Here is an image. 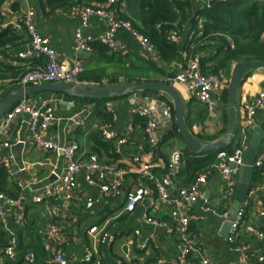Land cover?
Listing matches in <instances>:
<instances>
[{
	"label": "built area",
	"instance_id": "obj_1",
	"mask_svg": "<svg viewBox=\"0 0 264 264\" xmlns=\"http://www.w3.org/2000/svg\"><path fill=\"white\" fill-rule=\"evenodd\" d=\"M27 2V0H22ZM198 12L212 10L217 2H228L231 0H195ZM126 0H108L103 4H79L71 8V12L80 16L82 28L88 26L89 21L96 17L107 21L108 31L100 37L85 36L81 31L74 35V46L76 51L93 52V44L100 43L109 47L112 51H118L121 45L115 40L119 31H125L132 35L139 43L144 56L150 57L155 53V45L140 31L135 29L128 20L120 17L121 9L124 8ZM124 5V6H123ZM177 11V10H176ZM35 13L27 10L22 16L0 17V31L12 30L15 33L25 32L29 43L25 50L20 53L19 59L25 63H35L27 68V71L19 80L18 87H28L43 83H72L79 82L84 73V64L81 60H69L60 56L51 47L49 39L43 37L37 31L34 24ZM203 22L198 24V30L189 36H201ZM162 26H157L159 33ZM164 35L173 44H179L181 31L174 26L164 31ZM174 85L181 87L190 97L203 104L210 113H215L219 99L223 97V91L227 87L222 77L216 74H206L201 67L198 57L188 58L184 66L172 80ZM5 88H0V103L3 99ZM242 104V120L238 127L236 136L237 144L232 151L229 149L216 152V162L209 168L203 169L188 187H180L177 177L183 166L184 152L175 151L168 160L159 155V146L162 140L161 129L169 123H174V107L170 100H164L158 96L143 95L136 97L130 106L131 121L124 131H116L115 125L119 115L112 101L105 103V110L111 119L108 122H98L94 125V131L100 135L103 141L113 144V153L119 157L118 163H104L96 154H90L89 162L85 165L80 156V147L76 142L54 141L48 137V133L57 121L55 108L48 101L38 105L30 103L28 98H22L6 113L0 124V167H4L10 178L13 177L12 163L14 156L13 147L21 144L17 141L13 144L7 140L6 134L10 133L23 117H28L27 122L29 137L33 144L51 153H56L64 161V169L60 173L51 172L50 176L43 181L33 185H26L22 181L17 183L19 191L32 190L35 194L33 203L42 206L49 218L47 233L45 235V250L48 253L49 264H68L63 248L56 245L61 244L63 226L56 222H66L68 218L62 214L63 208L70 203L78 188L79 175L85 171L87 184L99 192L100 197L125 196L127 212H133L139 206H147L154 210L161 206L169 210L168 220H161L149 215L145 222L153 230H170L177 235L176 252L178 258L187 264H212L208 250L198 243V238L191 228V212L194 207L204 204L207 213L217 215L221 219L228 218L227 210H218L208 206L206 198L207 185L213 173L217 172L223 191L221 201L231 203L234 201L238 183L236 176L244 166L245 156L250 146L253 129L257 126V114L264 110V91H261ZM93 107L84 108L80 115L69 117L67 123L72 129H81L86 126L93 115ZM140 122L143 141L135 145L140 155L129 152L134 146L135 124ZM193 131L198 133V127L193 126ZM126 165V167L123 166ZM264 167V150L258 153L254 169L260 171ZM23 169L21 170V172ZM131 175H136L137 180L131 186V191L125 192L127 182ZM52 178V180H51ZM258 189H250L249 194L242 202L235 220L232 223L229 243L235 246V251L240 254L241 264H248L253 255L248 248L237 244V239L242 228L247 232L255 234L264 241V231L256 230L250 225H245V218L249 208L250 200ZM99 200L88 199L87 209H92ZM24 211V201L21 196L16 199L10 198L3 193L0 194V223L4 226L6 211L3 205ZM121 212L118 216L122 217ZM264 219L263 208L259 214ZM16 226L21 230L27 228L23 215L16 217ZM107 223L99 229L93 227L88 235L95 237H108ZM8 245L0 253V264H13L18 260L19 233L8 231ZM155 241V235L149 236L147 242L138 243L139 249H147ZM23 260L27 264H35L33 252H27ZM164 259L152 261L147 264H166ZM84 264H101L96 254L87 249Z\"/></svg>",
	"mask_w": 264,
	"mask_h": 264
},
{
	"label": "crops",
	"instance_id": "obj_2",
	"mask_svg": "<svg viewBox=\"0 0 264 264\" xmlns=\"http://www.w3.org/2000/svg\"><path fill=\"white\" fill-rule=\"evenodd\" d=\"M48 1L27 0L25 3L22 0H0V17H20L27 10H32L35 13L34 24L39 34L49 39L51 47L60 56L71 61L78 60V51L75 50L74 46L76 32L81 31L85 36L96 38L108 31L106 20L94 17L89 21L87 27L82 28L80 16L71 12L73 6L52 9L47 4ZM123 10L125 11V9ZM19 35L21 37L19 42L1 49L0 65L29 68L35 64L25 63L19 59L18 55L25 50L29 43V38L25 32L19 33ZM181 35L179 44H176L178 47L177 57L174 60L168 59L170 61H167L161 59L156 48L153 56H144L138 41L129 33L119 31L115 40L121 45V48L118 51H112L106 46L109 53L91 52L92 56L88 60L82 61L84 64L83 74L92 79L102 78L103 84L108 87H123L129 85V82L135 83L147 80L167 81L173 84L170 80L180 72L189 58L185 50L188 39H190L188 28H185ZM236 63H231L227 69L219 73L225 85H227L224 91L229 86L232 69ZM248 74L245 82L240 86L237 96L238 127L242 120V104L248 100V94H251V98H253L257 93L264 91V69L251 71ZM110 80H115L114 84H109ZM79 84L82 86L96 85V83L86 81H79ZM175 87L184 99L185 121L196 139L205 144L222 139L228 131V126L226 129L224 125V114L229 107L224 103V97L219 99L215 113H210L203 104L190 97L181 87L176 85ZM0 88H5L3 101L12 90L18 87L10 90V86H7L6 82L3 84L0 82ZM140 95L124 96L112 101L119 115L118 122L115 125L116 131L121 132L128 127L131 121L130 106L133 100ZM67 96L66 94L41 93L28 98L33 105L48 101L55 108L57 121L49 131L48 137L54 141L78 143L80 156L85 165L89 162L90 154H96L104 163H118L119 157L113 151L109 155L103 151L99 154L92 152L91 137L95 133L94 125L101 122L94 111L84 128L72 129L70 127L67 123L69 117L82 116L80 114L84 108L93 107L94 109V105L90 103L83 104L71 100ZM28 120L29 118L24 116L15 128L6 134L7 140L13 144L22 141L21 147L16 144L12 150L14 156L11 167L13 177L9 179L7 187L9 192L23 198L24 211L21 212L4 204L3 208L6 211L5 224L3 226L0 223V227L6 233L8 231L19 233V247L25 248L24 251L18 248V260L13 264H27L23 260L27 252L34 253L35 264H49L48 253L45 250V235L49 218L42 206L33 203L32 198L35 193L30 189L19 191L17 183L22 181L26 185H33L43 181L53 171L60 173L64 169V161L56 153L46 152L33 144L29 137ZM256 123V127L264 130V110L257 114ZM193 126L198 127V133L195 134L192 129ZM171 127L166 125L161 129L162 140L159 146V155L168 160L175 151L184 152L183 166L177 177V184L180 187H188L193 181L192 168L204 157L195 154L187 156V153L191 151L181 137L168 138ZM223 131L224 133H222ZM134 139V146L129 148V152L138 156L140 153L135 145L143 141L142 129L139 123L135 124ZM262 150H264V140L258 153ZM123 166L126 167L124 164ZM238 176L239 174L236 176L237 183L239 182ZM136 180V175L129 177L126 193L131 191V186ZM45 183L43 181V184ZM250 189H258L259 191L250 200L245 225L261 230L264 227V220L259 216L264 201V167L260 171H255ZM207 191H210L208 206L221 211L227 210L230 215L234 201L231 205L221 201L223 184L217 172L210 177ZM90 198L99 200V203L94 205L92 209H87L86 203ZM125 207L126 199L124 195L122 197L105 196L101 198L99 192L87 184L86 173L83 171L79 175L78 188L74 198L63 208L62 214L68 220L66 222L56 221L63 226L61 244L56 246L63 248L68 264H84L87 249L96 254V258L101 261V264H147L158 261L160 258L164 259L167 262L166 264H187L177 256V235L170 232L169 229L153 230L145 222L147 215L161 220H168L169 210L166 207L161 206L158 209L151 210L147 206H139L133 212H127ZM121 212L124 214L122 217L118 216ZM19 215H23L27 224L25 230H21L16 226L15 220ZM190 216L192 231L198 238V243L208 250L212 264H241L240 254L234 250L235 246L229 243V236L226 240L221 236L225 220L228 218L221 219L217 215L207 213L204 210L203 203L197 204ZM107 223H109L106 229L108 232L107 238L99 237L98 233L95 234V237L87 234L91 228L98 227L101 229ZM152 234L155 235L154 243L147 249H139L137 244L147 242ZM237 243L245 245L253 255L248 264H264V241L242 228ZM31 246L32 249L29 248ZM1 251L3 250L1 249L0 253Z\"/></svg>",
	"mask_w": 264,
	"mask_h": 264
},
{
	"label": "trees",
	"instance_id": "obj_3",
	"mask_svg": "<svg viewBox=\"0 0 264 264\" xmlns=\"http://www.w3.org/2000/svg\"><path fill=\"white\" fill-rule=\"evenodd\" d=\"M108 0H49L47 4L52 9H61L79 4H103ZM125 5V6H124ZM125 11L121 9L120 17L128 20L133 27L146 35L155 45L158 55L162 60H174L177 57L178 47L166 39L164 31L171 27H178L183 33L185 28L189 30V36L193 31L198 30V24L203 22L201 36H194L188 39L185 50L189 58L198 57L201 67L206 74H216L227 69L233 62L263 61L264 60V0H231L228 2H217L212 10L194 15L191 11L190 0H126ZM177 10V11H176ZM162 26L161 33L157 26ZM20 35L12 30L0 31V54L2 48L19 42ZM93 51L101 54L109 53V49L99 43L93 44ZM170 59V60H168ZM35 65H32V68ZM27 67L0 65V82L7 83L10 90L18 87L22 75ZM242 81L245 82L247 76ZM83 74L79 81L103 84L102 78L92 79ZM110 80L109 84H114ZM129 82L128 84H131ZM143 95L158 96L167 100L165 96L154 93H142ZM61 95V94H57ZM224 103L228 105V90L223 93ZM67 98L80 103L94 105V114L101 122L110 121L111 117L105 110V103L110 100L80 99L67 96ZM168 101V100H167ZM137 123L140 124L139 121ZM224 125L228 126V111L224 114ZM224 133V131L222 132ZM180 137L176 123H173L168 138ZM92 152L110 154L113 151V144L102 140L98 133L91 137ZM237 144L235 139L229 151ZM190 152V151H189ZM204 157L192 168L193 179L205 168L211 167L216 162V152L202 155L194 152L187 153ZM9 174L4 167H0V194L16 199L15 195L8 190ZM264 220V219H263ZM264 223V221H263ZM27 229V228H26ZM264 231V227L261 228ZM238 244V243H237ZM8 245L7 233L0 227V250ZM21 246V245H20ZM29 248H33L32 246ZM19 250H25L19 247Z\"/></svg>",
	"mask_w": 264,
	"mask_h": 264
},
{
	"label": "water",
	"instance_id": "obj_4",
	"mask_svg": "<svg viewBox=\"0 0 264 264\" xmlns=\"http://www.w3.org/2000/svg\"><path fill=\"white\" fill-rule=\"evenodd\" d=\"M192 6V12L194 15L198 13V5L195 0H190ZM77 59L81 61L88 60L92 53L78 51ZM264 69L263 61H243L236 63L232 69V74L229 82L228 90V131L226 135L210 144H205L190 132L189 127L184 117V99L175 87V85L167 81H139L131 83L123 87H108L105 84H96L93 86H82L79 82L72 83H43L39 85H32L25 88L18 87L12 90L7 97L0 103V122L4 118L7 112L16 104L21 98H29L32 95L41 93H53V94H66L70 97L80 99H95V100H110L119 99L124 96H131L142 93H154L158 95L166 96L173 104L174 117L178 133L187 145L191 152L207 155L221 150L229 149L237 136L238 123H237V96L242 81L246 75L251 71ZM173 123H169L168 126H172ZM264 140V130L260 127H256L252 131L251 141L249 149L245 156L244 166L241 169L238 179V187L233 202L232 211L229 218L225 220L223 232L221 236L223 239H227L230 235L232 223L236 218L239 208L242 202L249 194L252 180L255 174L254 164L258 156L259 149ZM21 147V144L18 145ZM52 180V178H51ZM210 191L206 192V198L208 199Z\"/></svg>",
	"mask_w": 264,
	"mask_h": 264
}]
</instances>
